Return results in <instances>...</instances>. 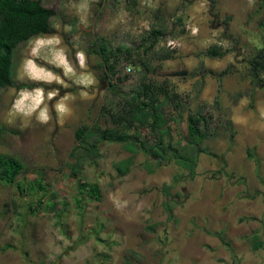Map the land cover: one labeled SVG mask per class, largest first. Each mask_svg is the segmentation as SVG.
<instances>
[{
  "label": "rangeland",
  "instance_id": "374dc122",
  "mask_svg": "<svg viewBox=\"0 0 264 264\" xmlns=\"http://www.w3.org/2000/svg\"><path fill=\"white\" fill-rule=\"evenodd\" d=\"M182 1L43 0L57 11L55 33L18 47L17 86L0 93V128L11 129L0 131V153L28 169L15 184L0 181V264H264V246L253 250L248 241L258 233L264 242V88L252 83L247 62L264 42V8L259 0H193L179 10ZM216 14L231 16L229 26ZM179 17L183 24L175 25ZM158 22L175 28L177 37L170 38L183 44L174 59L153 60L152 67L161 65L150 77L190 96L188 110L171 123L173 142L186 145L188 111L213 103L214 73L229 64L234 70L224 77L222 106L213 112L232 119L235 137L220 128L218 137L205 140L209 152L200 155L195 176L173 160L156 164L144 151L120 176L114 163L132 153L118 140L103 142L98 164L73 177L67 163L77 127L110 125L101 116L110 97L104 67L91 44L98 36L137 37ZM216 42L231 51L221 58L195 55ZM164 47L165 41L158 46ZM201 61L213 73L192 76ZM137 77L132 73L124 85L135 86ZM32 81L42 87L18 93ZM147 162L154 172L143 167ZM35 179L46 187L42 205L41 191L28 187ZM80 181L98 184L101 197L82 194ZM165 182L172 184L177 222L167 220L163 207ZM51 199L54 210L47 207Z\"/></svg>",
  "mask_w": 264,
  "mask_h": 264
},
{
  "label": "trees",
  "instance_id": "16d2710c",
  "mask_svg": "<svg viewBox=\"0 0 264 264\" xmlns=\"http://www.w3.org/2000/svg\"><path fill=\"white\" fill-rule=\"evenodd\" d=\"M110 1L105 0V4L110 5ZM211 1L215 3V0ZM129 2L132 7L136 4ZM192 2L193 0H183L178 9H185ZM259 3L260 7L264 8V0H259ZM56 15V9L45 4L43 0H0V93L7 88L17 86L14 63L18 47L36 37L55 33L53 20ZM215 18L220 25L229 26L230 16L222 17L216 14ZM174 23L183 24V19L179 17ZM260 28L264 32V17ZM170 37H177L176 29L169 28L164 22H158L153 23L149 30H145L137 37L117 42L116 38L98 36L91 44L93 50L100 55L101 66L104 67V80L107 82L110 97L105 99L101 106V116H105L110 125L104 127L97 121L77 127L76 142L70 151L72 161L67 163L73 177L79 176L86 165L98 164L100 146L103 142L118 140L122 141L125 150L132 153L131 157L114 163V168L120 176L131 171L135 156L142 151L153 157L156 164H160L161 160H173L188 170L191 176H195L200 155L209 152L204 146L205 140L218 137L220 128L230 131L231 139L235 137L236 131L232 119L217 117L213 112L222 106L224 76L234 70L233 64H229L214 73L218 87L213 103L202 104L195 111H188L186 145L181 146L173 142L171 123L182 118L183 113L188 110L190 96L174 90L167 79L157 82L150 77V74L161 65L159 63L152 67L153 60L163 62L176 57L178 48L166 46L162 49L158 48L161 42L167 41ZM230 51L231 48L223 47L221 43L216 42L211 43L205 50L197 51L195 55L221 58ZM247 62L252 83L264 88V42L262 46L257 47ZM128 65L133 67V72H127ZM134 66H137L138 70L134 69ZM135 72L138 74L136 85L132 87L124 85ZM211 73L213 70L201 61L191 74L206 77ZM202 84H199V90ZM244 95L243 92L237 93V97ZM2 130L11 131L6 127H1L0 131ZM249 156L254 157L250 152ZM143 167L151 173L155 170L150 162L145 163ZM27 170L22 159L0 153L1 182L15 184L18 177ZM28 187L41 191L39 203L42 205L47 196L42 180L29 181ZM171 188L172 184L167 182L162 185V192L166 196L163 207L167 213V220L177 222L174 201L170 198ZM80 189L84 195L101 197V189L96 183L88 184L86 181H80ZM20 190L22 193L26 191L22 185ZM52 201V199L47 201V207L54 210L56 203ZM78 201L80 202V199ZM150 228L154 229L153 226ZM248 241L253 250L264 246L258 233L249 235ZM225 243L231 246L230 241L225 240Z\"/></svg>",
  "mask_w": 264,
  "mask_h": 264
},
{
  "label": "built area",
  "instance_id": "2783aa9c",
  "mask_svg": "<svg viewBox=\"0 0 264 264\" xmlns=\"http://www.w3.org/2000/svg\"><path fill=\"white\" fill-rule=\"evenodd\" d=\"M192 34H197V29H194L192 31ZM182 42L179 39L176 38H169L167 41H165V46L168 48H178L180 49V47L182 46ZM133 67L128 65L127 66V72H133Z\"/></svg>",
  "mask_w": 264,
  "mask_h": 264
},
{
  "label": "clouds",
  "instance_id": "9594fccd",
  "mask_svg": "<svg viewBox=\"0 0 264 264\" xmlns=\"http://www.w3.org/2000/svg\"><path fill=\"white\" fill-rule=\"evenodd\" d=\"M33 83H31L29 86H28V84L27 85H21L20 87H19V89L17 90L18 91V93H22V91L23 90H25V89H29V90H31V91H33V92H35V89H38V88H41L42 86L39 84V83H35L34 81H32ZM50 97H49V102H54V104H55V101L54 100H56L57 98L55 97V95L56 94H52L51 92H50ZM57 105H59V104H55L54 106L56 107Z\"/></svg>",
  "mask_w": 264,
  "mask_h": 264
},
{
  "label": "crops",
  "instance_id": "0c3cea01",
  "mask_svg": "<svg viewBox=\"0 0 264 264\" xmlns=\"http://www.w3.org/2000/svg\"><path fill=\"white\" fill-rule=\"evenodd\" d=\"M230 17H231V16H230ZM231 20H232V17H231L230 21H231ZM204 31H205V28L202 29V32H203L202 35H205V32H204ZM208 47H209V46H208ZM205 62H207V61L205 60ZM225 76H226V75H225ZM225 76H224V77H225ZM217 87H218V85H217Z\"/></svg>",
  "mask_w": 264,
  "mask_h": 264
},
{
  "label": "water",
  "instance_id": "95a60500",
  "mask_svg": "<svg viewBox=\"0 0 264 264\" xmlns=\"http://www.w3.org/2000/svg\"><path fill=\"white\" fill-rule=\"evenodd\" d=\"M160 159H161V157H160Z\"/></svg>",
  "mask_w": 264,
  "mask_h": 264
}]
</instances>
